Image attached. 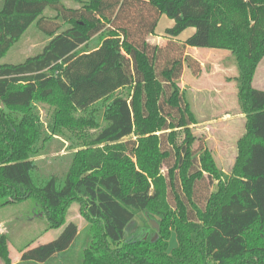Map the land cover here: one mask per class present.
Instances as JSON below:
<instances>
[{
	"label": "trees",
	"instance_id": "16d2710c",
	"mask_svg": "<svg viewBox=\"0 0 264 264\" xmlns=\"http://www.w3.org/2000/svg\"><path fill=\"white\" fill-rule=\"evenodd\" d=\"M162 16L174 26L153 44ZM34 23L49 39L43 52L0 63V204L34 200L58 230L77 203L88 225L69 223L18 264L67 263L79 242L80 264H264V91L253 86L264 0H0V59ZM188 48L229 51L236 63L246 131L231 174L194 149L197 120L179 85L186 66L200 68ZM38 102L57 107L51 133ZM63 131L82 150L65 179L44 180L34 158ZM139 215L155 233L159 218L156 242L132 233ZM8 243L1 235L0 260L13 264Z\"/></svg>",
	"mask_w": 264,
	"mask_h": 264
},
{
	"label": "rangeland",
	"instance_id": "374dc122",
	"mask_svg": "<svg viewBox=\"0 0 264 264\" xmlns=\"http://www.w3.org/2000/svg\"><path fill=\"white\" fill-rule=\"evenodd\" d=\"M66 5L70 7L77 6L73 2H66ZM45 14L51 18L56 17L54 12H48V10ZM173 26V20L162 16L156 28L157 34L165 35L166 30L173 28ZM190 36L187 32L183 34L182 38ZM154 40L156 41L155 44L160 41L158 38ZM48 43L47 36L37 28V23H34L20 41L0 59V63L21 64L28 58L41 54ZM201 50V52L189 53L199 63V72L194 74L186 66L179 85L182 91L185 92L186 100L189 102L197 120V124L192 127V134L196 138L194 149L205 146L211 152L219 170L227 175L231 174L236 164L238 156V149L236 148L238 139L243 133V128L246 131V123L244 125L241 122V119H244L245 116L238 102V87L236 84L238 69L231 52ZM224 82H228L230 85L225 86ZM232 83L236 85L235 97L232 94ZM214 84L218 87L216 90L226 91L228 96L224 94L222 97H204L200 93L202 91L203 93L207 92L209 89L213 90ZM253 86L264 91V62L257 69ZM35 106L43 127L48 133H51L49 123L53 121L57 107L47 102H38ZM244 121H246V118ZM95 131L91 129L85 134L92 135ZM57 135L59 136L51 134V139L41 149L40 156L34 158L38 164V175L44 180L51 176H55L59 180L65 179L73 163L75 153L82 150L81 146H74L75 143L71 140L72 138L76 139V143L82 145L79 136H73V134L64 133V131L62 134ZM43 143H41V146ZM216 188L217 185L215 184L213 190H216ZM69 223H75L82 232L88 225L81 214L80 205L77 203L69 207L65 225L58 230H50L48 219L34 200L6 206L0 204V236L7 235L9 238L8 250L13 264L21 260V251L27 248V250H30L58 239ZM133 230L132 233L138 235L141 230L145 231L146 239H152L155 235V232L149 227V222L142 215L136 218ZM177 246V237L173 234L170 240V251ZM83 249L84 242L76 244L75 249L70 254L69 261L64 264H80ZM19 258L20 260H18ZM0 264H4L2 260H0Z\"/></svg>",
	"mask_w": 264,
	"mask_h": 264
},
{
	"label": "crops",
	"instance_id": "0c3cea01",
	"mask_svg": "<svg viewBox=\"0 0 264 264\" xmlns=\"http://www.w3.org/2000/svg\"><path fill=\"white\" fill-rule=\"evenodd\" d=\"M188 32V36L189 35H193L194 33H195V30L194 29H188V30H186L185 32H183L181 35H180V37H179V39L180 40H186L187 38H182V36H183V34H185V33H187ZM156 36H154V37H152L151 38V42L153 43V44H155V38H158L160 41H158V43L157 44H159V45H164L165 43H166V40H165V38H163V36L164 35H160V34H157V30H156ZM203 50H206V51H208V52H211L210 50L211 49H203ZM202 50L201 49H197V48H188V50H187V52H188V54L190 53V52H193V53H195V52H201ZM190 55V54H189ZM264 62V60L261 62V64ZM260 64V65H261ZM195 82H199V81H195ZM224 84H225V86H229L230 84H228V82H224ZM232 85H233V96L235 97L236 96V85H235V83H232ZM208 88V87H207ZM216 89H218V87L217 86H215V84H214V88H213V90H211V89H209V91H205L204 93H203V91L202 92H200V93H202V95L204 96V97H215V96H218V97H222L224 94L226 95V96H228V93H226V91L225 92H223V91H220V90H216ZM199 94V93H198ZM245 120V118L243 119H241V122H242V124H244L245 125V123H246V121H244ZM245 133V131H244V128H243V133H242V135L240 136V138L243 136V134ZM239 138V139H240ZM238 139V140H239ZM237 149V148H236ZM20 257H22V255L20 256ZM18 260H20V258L18 259ZM21 261V260H20ZM20 261H18V262H14V264H17V263H19Z\"/></svg>",
	"mask_w": 264,
	"mask_h": 264
},
{
	"label": "water",
	"instance_id": "95a60500",
	"mask_svg": "<svg viewBox=\"0 0 264 264\" xmlns=\"http://www.w3.org/2000/svg\"><path fill=\"white\" fill-rule=\"evenodd\" d=\"M158 220H159V218H156L155 221H151L150 222L151 223V227L156 231V233L154 235V238L152 239V242H156L158 237H159L158 233L160 232V226H159V224L157 222Z\"/></svg>",
	"mask_w": 264,
	"mask_h": 264
}]
</instances>
